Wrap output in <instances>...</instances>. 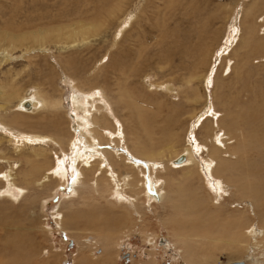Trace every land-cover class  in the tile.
Segmentation results:
<instances>
[{
  "label": "rangeland",
  "instance_id": "rangeland-1",
  "mask_svg": "<svg viewBox=\"0 0 264 264\" xmlns=\"http://www.w3.org/2000/svg\"><path fill=\"white\" fill-rule=\"evenodd\" d=\"M107 2L111 0H0L1 34L16 36L46 26L48 29L50 26L59 27L82 21L96 20V24H105L92 33L87 31L76 34L74 43L60 39V42L49 40L44 47L27 48L26 45H18L10 51L9 61L0 66V86L5 91L16 92L19 97L24 96V93L39 90L40 93H45H41L43 96L53 98L54 101L60 100L61 103L59 109L50 112L26 114L19 123L11 126L24 133L21 135L22 139L33 134L54 135L63 145H27L19 139L16 145H21V148L15 151L14 145L8 143L0 132V173L7 171L6 165L13 164L16 166V182L22 183L17 186H26L27 192L30 191L20 197L17 194L19 187H14L17 200L12 202L8 198L0 199V264H204L211 259L215 264H264L262 237L256 235L250 239L245 235L249 226L254 227L256 234L264 228L261 222L264 206H260L261 203L264 204V180L262 187L256 188L257 195L263 197L257 202L260 206L257 210L259 213L249 207L245 212L246 204L244 206L238 205L237 202H227L228 196L225 195L223 185L215 183V186L219 185L221 193L210 189L212 183L210 186L204 184L195 167L194 176L187 181L182 177V170L167 171L163 176L169 197L161 206L156 200L146 198L142 191L132 192L125 189L122 191V197H119L113 187L103 183L99 184V194L94 193L90 185L85 190L83 187L77 188L78 185L69 187L74 185L77 176L74 168H71L73 164L70 155L73 153L68 145V139L76 138L77 142L82 138V134L74 133L75 127L79 126L76 120L81 114H87L90 108L93 113L91 115H96L98 121L101 122L107 114L105 117L112 123L113 128L117 129L118 124L124 135L120 149L122 152L125 150L124 153L129 156H132L131 148L137 132L143 140L146 139L143 129L148 130V133L155 135L157 143L163 134H169L174 129L173 133L177 134L173 142L174 149L180 151L186 143H194L197 149L196 160L205 161L208 153L202 144L206 136L204 133L207 131L205 128L207 124L211 126L212 122V119L206 116L207 112L202 117V123L199 121L200 125L197 124L198 127L189 134L191 124L197 123L195 116L201 113L205 105H208L207 108L214 107L224 115L221 120L229 124L232 116L227 113L235 111L237 105L238 109L248 106L246 96L249 103L252 94L258 103L262 101L258 99L260 93L252 91L259 92V89H262L264 93V58L248 61L245 58L246 51L242 53L238 48L243 34L240 30L244 29L240 26L244 12L256 2L254 9L264 13V0H125L123 7L113 11L110 19L106 13L110 7ZM104 15L107 20L101 19ZM81 35H85L86 39L83 40ZM200 43L205 50L202 52L201 49L202 53L199 54ZM249 63H253L252 67L248 66ZM255 63L263 70L258 65V71ZM207 79L210 83L208 88ZM167 84L174 85L175 94L168 95L159 89V86ZM79 92L82 94L79 97V107H83L82 109L73 107L72 104L73 93ZM236 92L240 93V102L234 99ZM199 95L200 99L195 101L194 98ZM0 101V106H3L0 108V117L7 120L16 114L10 111L15 108L16 99L10 103L1 99ZM132 102L136 103V108L131 106ZM97 108H102V111L97 112ZM104 108L107 112L103 111ZM108 116H113L114 119ZM213 121L216 123L217 120ZM141 123H145V127H141L142 130L139 128ZM236 133L246 142L245 133L241 129ZM32 145L47 151L50 159L48 167L63 164L66 176L62 181L52 179L43 189H38L36 185L24 184L22 173L30 170L26 159L31 156L29 152ZM103 145L104 147L100 146L103 148L102 152L108 154L106 143ZM262 150L253 157L264 163V148ZM170 153L171 151H166L158 161L166 163L172 156ZM4 157L8 162H5V159L1 161ZM110 163L112 172L123 176L130 173L122 161H118L114 156L110 158ZM43 169L42 166L34 170V175L42 176ZM85 175L83 183L88 185L93 176L86 172ZM149 175L146 169V179ZM209 177L216 179L215 182L218 180L212 175H208V179ZM171 178H175L176 183L172 182ZM204 181L207 182L206 178ZM218 181L223 184L221 179ZM178 184L182 192L178 191ZM4 188L3 182L0 181V191ZM193 188L197 190L196 193H192ZM150 191L152 195L159 196L158 192ZM171 191L175 193L169 194ZM86 192L93 197L92 202L81 201L75 195H83ZM213 194L219 195V198L224 197L222 201L226 200L223 207L232 214L226 218L227 222H222L221 216L225 212L221 209L222 213L213 204ZM198 195L203 198L201 206L192 210L194 213L196 211L197 215L199 213V217L194 219L191 216L190 221L182 216L181 210H187L191 205L190 201H193L191 197ZM73 196L74 198H71ZM169 198H172V201L169 202ZM71 200L74 201L73 205H70ZM126 201L132 202L134 208H128ZM183 203L187 204L183 208H171L172 205ZM204 206L206 213L210 215L201 216ZM244 212L245 220L240 219L242 221L238 226H232L231 222L237 220L238 215H244ZM58 217L62 219L61 226L64 230L58 224ZM193 233L216 236L219 239L217 242L211 239L207 242V238L197 237L191 242L187 241L184 235Z\"/></svg>",
  "mask_w": 264,
  "mask_h": 264
},
{
  "label": "bare ground",
  "instance_id": "bare-ground-1",
  "mask_svg": "<svg viewBox=\"0 0 264 264\" xmlns=\"http://www.w3.org/2000/svg\"><path fill=\"white\" fill-rule=\"evenodd\" d=\"M124 1L125 0H113V1L111 0V2H107V5L110 6L106 10L107 15L109 16V17H107L108 19L112 18L111 14H113V11L119 10V9H121V7H123L122 4L124 3ZM254 1H256V0H254ZM255 4H256V2H254V4L249 8L248 11L245 10L246 11V12H244L245 15L243 14L244 18H242L241 22H240L241 28L243 26L244 29L240 30L241 31L240 33L243 32V34L240 38V45H239L238 49L242 53H244V51H246L245 58L248 61H249V59H256L258 61V60L264 58V13L263 12H257V9L256 10L254 9ZM145 6H146V4H145ZM257 8L259 9V5ZM118 13H120V12H118ZM241 14H242V12H241ZM127 17H129V16H127ZM249 17H250V19H249ZM102 18L107 20L106 15L102 16L101 19ZM134 20H137V19H134ZM95 21L96 20L87 21V22L82 21V22H77L74 24L59 26V27H51L50 26L48 29H46L48 26H46V27L44 26L45 28H40L38 30H32V31L30 30L26 33L16 35V36H13V35L8 34V33H2V34L0 33V36H1V38H0V66L9 61L10 51L18 45H26L27 48H30L32 46L44 47V45L46 43H48L50 41H54V40L56 42H60V41H58L60 39H64L66 41L70 40L69 41L70 43H74L76 41V39H75L76 34L84 33L87 31H89V32L91 31V33H92L93 31H96V29L99 26L105 25L104 23L96 24ZM237 25H239V23ZM52 26H54V25H52ZM123 28H125V27H123ZM54 29H56V30H54ZM129 30H131V29H129ZM85 35H87V34H85ZM85 35H81L83 40L86 39ZM62 36H64L65 38H59ZM139 36H141V35L139 34ZM234 41H236V40H234ZM202 47H203V45L200 43L199 54L204 52V50H205ZM201 49H202V52H201ZM39 54H40V52H39ZM202 57H204V56H202ZM201 60H199V64H200ZM220 61H222V60H220ZM252 64L253 63H251V65H250V63H249L248 66L252 67ZM258 65L259 64H256L255 67H257ZM247 69H248V67H247ZM257 69H258V67H257ZM261 69H262V67H261ZM258 71H259V69H258ZM66 77H68V76H66ZM223 77L224 76H222V78ZM193 80H194V78H193ZM69 81H71V80H69ZM242 81H243V78H242ZM242 81H240V82H242ZM237 84H239V83H237ZM206 85H207V88L210 86L208 79L206 80ZM219 88H220V86H219ZM88 89H89V87H88ZM99 89H101V87ZM159 89L163 90L164 93H166L168 95L176 93V89H175L174 85H172V84H167V86H165V85L159 86ZM91 90H92V88H91ZM205 90H207V89H205ZM243 90H244V88H243ZM252 92H255L256 94L260 93L259 94L260 96L258 95V99L262 100L261 103L257 102V98L255 99L253 94H252V99L249 103V98L246 96V101H248V106H244L243 108L239 107V109H238L239 105H237V108L235 109V111L227 113L228 115L232 116L231 122L229 124H225L221 120L224 118V115H222L220 112H217L214 109V107H212V108L208 107L209 108V110H208V108H207L208 105H205V108L202 111L200 110L201 113L198 116H195V119H196L195 122H197V123L193 122L191 124L189 134H192L194 132L195 127L197 126V124H199V121L201 122L202 117H204V114L206 112L208 113V114H206V116L208 118L212 119L211 126L208 124H207V127L205 126L206 127L205 129H207V131L204 133L206 136L204 137L205 139H203L204 142L202 145H203L204 149L207 148L206 151L208 153V155H207L208 158L202 162H200L201 160L199 158L198 159L200 161L196 160V158H195V152L197 149H196L194 143H191V142L186 143V145L184 146V149H182L180 151H177L174 149L173 142H174V138L177 136V134L175 132L173 133L174 129L172 131H170L169 134L167 132H166L167 134H163L161 140H159V142H157L158 144L156 143L155 135H152V133H148L149 132L148 130L143 129V133H146V139H143V140H141L140 133L137 132L135 134V141L132 144L133 145V147L131 148L132 151L127 149L128 151H131L132 156H129L126 153H124L125 150H124V152H122L121 151L122 149H120V147L122 146V142H124V135H123L121 128L118 127V124L116 123L117 129L113 128L112 123H110L108 121V118L105 117V116H107V114L104 115L101 122L98 121L96 115H91L93 113H92V111H90L91 109L89 108L90 110L88 109L87 114H85V113H83L84 115L81 114L80 116H78V118L76 120V122L79 126L75 127L74 133L82 134L83 135L82 138H80L77 142H76V140H77L76 138L68 139V145L70 147V151L73 153V154L70 153L71 154L70 156H72L71 161L73 164V167H71V168L72 169L74 168L75 175L77 176V180L75 179L76 181H74L75 182L74 185L73 186L69 185V187H74V186L76 187V185H78L77 188L83 187L85 190V189H88V186L90 185L92 187V190L94 191V193L97 194L99 192V187H100L99 184L103 183L107 186L113 187L114 188V189L112 188L113 191L118 193L117 195L119 197H122V191L125 189H130V191H132V192L142 191L146 198H152V200H156L157 202H159V205L161 204V206H163L166 203V201H168V197H169L168 192L165 189L167 184H166V180L164 179L163 175L166 174L167 171H169V172L174 171L175 172L177 169H179V171L182 170V177L184 178V180L187 181L189 179L191 180V178L194 176L193 168L195 167L198 175L201 178V181L204 182V184L209 185L212 183L211 186L209 185L210 189L212 188V190H216L217 192H220V189L218 188L219 185L215 186V183H221V185H223V190L226 193L225 195L228 196L226 199L227 202H229V203L231 201L237 202L238 205L243 204L244 206L246 204L247 207H245V209H244L245 212H246V208L248 209V207H249L250 209H252L254 212L257 213L258 212L257 210H259V207L264 206V204H262V203L260 204V206L257 204V202L263 198L262 196L257 195L258 194L257 189H260L262 187V181L264 180V169H263L264 163H262L263 161H257L258 159L255 160L256 158L254 159L253 156L256 153L259 154L260 152H262L263 151L262 149L264 148V93H263L262 89H259V92H257V90L252 91ZM41 93H43V92H41ZM41 93L39 92V90H36L33 93L27 92V93H24L25 94L24 96L18 97L16 92H7V91H5V89L2 86H0V99L1 100H3L5 103H10L11 100L16 99V106L14 105L15 108L10 110L12 112H16V114L11 116L7 120H5L2 116L0 117V132L7 139L8 143L14 145L13 147H14L15 151L20 150L19 148H21V145H19V147H18L16 145V141L19 139H22L21 135L24 133H21V131L19 129L13 128V126H11L12 124H17V122L22 119V116H24L26 114L38 113L40 111L50 112L53 109H55V110L59 109L58 106L61 104L59 102L60 98L57 99L59 101H54V100H52L53 98L52 99L47 98L45 95H44L45 96L44 97ZM43 94H45V93H43ZM80 96H82V94L80 92L79 93H73V97H72L73 107L75 106V107L81 108V106L79 107V102H80L79 97ZM194 96H196L195 93H194ZM239 96H240V93L236 92L235 98L234 97L233 98L236 101L240 102V100H238ZM125 97H126V93H125ZM129 98H131V97H129ZM54 99L56 100V98H54ZM90 99H91V97H90ZM92 99H94V98L92 97ZM198 99H200V95L194 98L195 101ZM100 101H101V99H100ZM106 101H107V99H106ZM176 102H178V101H176ZM204 102H205V100H204ZM130 104H131V106L136 108V103L132 102ZM209 105H211V104L209 103ZM222 105H221V107H222ZM2 107L3 106H0V108H2ZM60 107H62V105ZM125 107H127V106L125 105ZM100 111H102V108H97V112H100ZM103 111H106V109L104 108ZM132 111H134V110H132ZM113 112H114V110H113ZM197 114H195V115H197ZM149 116H151V115H149ZM45 117H47V116H45ZM151 117H148V118H151ZM109 118L114 119L113 116H111ZM176 119H178V118H176ZM50 120H52V119H50ZM151 120H152V118H151ZM203 120H205V119H203ZM213 120H217L216 123ZM207 121H208V119H207ZM209 122H210V120H209ZM178 123H179V121H178ZM144 124L145 123H141V126L139 128H141L142 126L145 127ZM166 125H169V124H166ZM152 127H154V126L152 125ZM142 128H141V130H142ZM199 128H203V127H199ZM108 129H111V130H108ZM155 129H156V127H155ZM167 129H169V128L167 127ZM239 129H241V131L245 133L246 142L242 141L240 139L239 133L242 136L241 132H239L237 135L236 131L238 132ZM161 131H163V130L161 129ZM55 136H57V135H55ZM22 140L25 141L23 144H27V145L42 144L44 147H46L48 145L58 146V147L63 146V145H61L62 144L61 141L58 138L54 137V135L53 136H51V135L43 136V135L33 134L30 136L29 135L26 136V139H22ZM66 140H65V142H66ZM179 140H180V138H179ZM103 143H106V147H108L106 149L108 154H106L105 152H102L103 148H100V146L104 147ZM158 145H159V147H158ZM30 147H31V152H29V153H31V156L28 159H26L27 163L30 165V170L22 173V174H24L23 175L24 178H22V179H23L25 185H28V186L29 185L30 186L36 185V187L38 189H43L44 187L48 186V183L51 182L52 179L62 181L65 178L66 169L63 167L62 163H60L58 166L55 165L54 167H48L50 165V159H49V156L47 155V151L45 149L41 148L40 146H39V148L38 147L36 148L33 145ZM166 151H171L170 154L172 156L170 157V160H167L166 163H164L162 160L158 161V159L161 158L165 154ZM112 156H114L118 161H122V163L125 165V167H127L130 170V173H126V175L123 176L122 174L112 172V166L110 163V158ZM62 157H63V155H62ZM4 159H5V162H8V161H6L8 159L5 157L1 161H4ZM164 160H165V158H164ZM144 165H146V166H144ZM6 166H7V171L0 173V181L3 182L4 187H5L2 191H0V199L8 198L13 202V201L17 200L16 198L18 196H20V197L24 196V194L27 192V188H26V186H17L18 184H22V183L17 184V182H16L17 180L15 178V173H14L16 166H14L13 164L12 165L8 164ZM42 166L44 167L42 176L36 177L34 175L36 171H34V170H38ZM146 169H147V171H149V174H150L148 179H146V177H145ZM20 171H22V170H20ZM116 171H117V168H116ZM85 172L91 173L93 176V178L91 180L89 179L90 181H88V183H90V184H88V185H84V183H83V181L85 180V176H86ZM169 175H170V173H169ZM208 175H212L213 178H218V180L221 179V181H223V184H222V182H219L218 180L215 182L216 179L213 180L210 177H209L210 179H208ZM205 178L207 181L206 183L204 181ZM171 181L176 183L177 180L175 178H171ZM177 186H178L177 187L178 191L182 192L180 184H178ZM14 187H19L18 193L16 192L18 194V196H16V197H15V192L13 191ZM101 188H100V190H101ZM218 189H219V191H218ZM144 190H146V191L144 192ZM150 190L158 192L159 196L157 197V196L152 195ZM75 191H77V190H75ZM28 192H30V191H28ZM196 192H197V190H195L193 188L192 193H196ZM101 193H103L102 190H101ZM174 193L175 192L171 191V193H169V194H174ZM212 193H214V191ZM75 195H77V197H79V199L81 201H84V202H87V201L92 202L93 201V197H91L90 194L87 192L83 195L81 193H75ZM77 197H75V198H77ZM71 198H74V196ZM191 198H193L194 202L189 200L191 205L187 208V210H181L183 212L182 216L184 218L190 220V221H192L191 216L194 219L196 217H199L198 216L199 213L197 215V212L195 211V213H194V211L192 209H194V210L198 209L199 206H201V202L203 199L199 195L196 197H191ZM223 198H219V195H217V194H216V196L214 195V198H213L214 199L213 204L216 206V208H219L220 211L222 209L225 212V214H223L221 216L222 222L226 221V218L232 215V214L230 215V213H228V211L226 209H224L225 207H223V205H224L226 200L222 201ZM126 199H128V198H126ZM133 201L135 202V200H133ZM170 201H172V198H169V202ZM73 202L74 201L71 200L70 205H73ZM249 202H251L252 204H249ZM126 203L129 206L128 208H134L132 202L126 201ZM186 205H187L186 203L178 204V205H172L171 208H173V210H178L180 208H183ZM191 212H193V213L190 214ZM245 212L242 213V214H244L242 216L238 215L237 220L231 222V225L232 226H238L239 225L238 223L240 221L245 220V218H246ZM200 214H201V216H207V214L210 215L209 213H206V206H204V208L202 209V213H200ZM262 214H263V212H262ZM215 216H216V214H215ZM57 219H58V224H59L60 228H62V226H61V220L62 219L60 220L59 217ZM240 219H242V220H240ZM261 222L263 223L262 226L264 227V217L261 218ZM193 232H195V231H193ZM255 232L256 231H254V227L251 228L249 226V228H247V230L245 232L246 233L245 235H247V237H250V239H253L256 237V235H259L260 237H262L261 238V242H262L261 244H264V228H261L259 231H257L258 234H256ZM184 236H185L186 240L190 241V242L193 241L197 237H201V239L207 238V242H210V239L217 242V240L219 239L216 236H211V235L204 236V235H197L194 233H193V235H188V236L184 235ZM239 242L240 241H238V243ZM164 246H167V245H164ZM247 249H249V246H247ZM201 252H203V251H201ZM204 264H215V262L213 261V259H211L210 261H206Z\"/></svg>",
  "mask_w": 264,
  "mask_h": 264
},
{
  "label": "water",
  "instance_id": "water-1",
  "mask_svg": "<svg viewBox=\"0 0 264 264\" xmlns=\"http://www.w3.org/2000/svg\"><path fill=\"white\" fill-rule=\"evenodd\" d=\"M231 264H244L243 262H234V263H231Z\"/></svg>",
  "mask_w": 264,
  "mask_h": 264
}]
</instances>
